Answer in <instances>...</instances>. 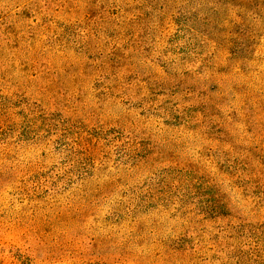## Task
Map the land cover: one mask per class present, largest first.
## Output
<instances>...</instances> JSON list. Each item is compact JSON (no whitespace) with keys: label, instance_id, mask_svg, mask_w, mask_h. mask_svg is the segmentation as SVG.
I'll use <instances>...</instances> for the list:
<instances>
[{"label":"rangeland","instance_id":"374dc122","mask_svg":"<svg viewBox=\"0 0 264 264\" xmlns=\"http://www.w3.org/2000/svg\"><path fill=\"white\" fill-rule=\"evenodd\" d=\"M0 264H264V0H0Z\"/></svg>","mask_w":264,"mask_h":264}]
</instances>
